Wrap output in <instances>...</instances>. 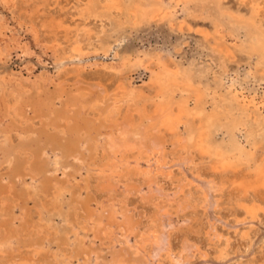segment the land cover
I'll use <instances>...</instances> for the list:
<instances>
[{"label": "rangeland", "instance_id": "rangeland-1", "mask_svg": "<svg viewBox=\"0 0 264 264\" xmlns=\"http://www.w3.org/2000/svg\"><path fill=\"white\" fill-rule=\"evenodd\" d=\"M9 40L19 47L1 48ZM0 41L1 264H142L133 239L151 214L144 199L161 193L134 172L154 163L146 158L153 148H179L167 167L193 182L195 199L188 191L174 198V185L159 183L160 207L171 206L157 210L152 256L161 244L173 254L196 246L203 255L190 264H264V187L241 199L264 167V109L241 101L264 103V0H0ZM157 135L163 144L154 147ZM110 141H139L144 151L119 157L112 181L98 171ZM116 172L132 180L116 183Z\"/></svg>", "mask_w": 264, "mask_h": 264}, {"label": "bare ground", "instance_id": "bare-ground-1", "mask_svg": "<svg viewBox=\"0 0 264 264\" xmlns=\"http://www.w3.org/2000/svg\"><path fill=\"white\" fill-rule=\"evenodd\" d=\"M39 9V8H38ZM5 26V25H4ZM5 28V27H4ZM23 28V27H22ZM100 28V27H99ZM4 30V29H3ZM6 31V30H5ZM55 32V31H54ZM36 33V32H35ZM38 33V32H37ZM6 34V33H5ZM8 34V33H7ZM34 34V33H33ZM32 34V35H33ZM31 35V36H32ZM3 36H4V34H3ZM9 36V35H8ZM13 36V35H12ZM94 36V35H93ZM16 37V36H15ZM7 39V38H6ZM11 39V38H10ZM33 40V39H32ZM6 41V40H5ZM36 41H37V39H36ZM1 42V41H0ZM22 42V41H21ZM35 42V41H34ZM36 43V42H35ZM39 43V42H38ZM53 43V42H52ZM5 45H3L1 48H5L7 51H9V50H11L12 48L14 49V48H17V47H19V41H14V40H9V41H7L6 43H4ZM42 45H43V43H41ZM22 45V44H21ZM27 45V44H26ZM39 45V44H38ZM41 45V46H42ZM40 47V46H39ZM44 48H46L45 46H43ZM42 47V48H43ZM25 49V48H24ZM60 49H62V48H60ZM5 50V51H6ZM19 50V49H18ZM26 50V49H25ZM41 50H43V49H41ZM45 50V49H44ZM2 50H0V52H1ZM46 51V50H45ZM87 51V50H86ZM9 52H11V51H9ZM57 52V51H56ZM62 52H63V49H62ZM80 52V51H79ZM2 53V52H1ZM68 53V52H67ZM76 54V53H75ZM1 55V54H0ZM6 55V54H5ZM4 55V56H5ZM63 55V54H62ZM61 55V56H62ZM3 56V55H2ZM64 56V55H63ZM65 56H67L66 54H65ZM56 57H57V55H56ZM55 57V55H53V58H56ZM5 60V59H4ZM57 61V60H56ZM59 61H60V59H59ZM71 66V65H70ZM152 71V70H151ZM155 73V72H154ZM42 77V76H41ZM39 78V77H38ZM37 78V79H38ZM28 79V78H27ZM37 81V80H36ZM35 81V82H36ZM35 82H33V83H35ZM42 82H43V80H42ZM15 85V84H14ZM21 87V86H20ZM36 87V86H35ZM12 90V89H11ZM13 91H15V90H13ZM20 92V91H19ZM22 93V92H21ZM8 94V93H7ZM10 94V93H9ZM17 94H19V93H17ZM2 95V94H1ZM4 95V94H3ZM3 95L1 96V99H3L2 97H3ZM187 95V94H186ZM6 96V95H5ZM15 96H17V95H15ZM196 96V95H195ZM22 98V97H21ZM20 98V99H21ZM104 98V97H103ZM241 98V97H240ZM25 99H26V97H25ZM5 100V99H4ZM14 100V99H13ZM67 101V100H66ZM239 101V100H238ZM241 101H242V104H244V105H246V106H252V107H254L255 109H257V110H260V109H264V103L262 102V104L259 102V103H256V101L254 100V99H248V100H246L245 99V97L244 98H242L241 99ZM6 102H7V100H6ZM18 102V101H17ZM4 103V102H3ZM10 103V102H9ZM13 103V102H12ZM179 103V102H178ZM54 104V103H53ZM52 104V105H53ZM7 105H9V104H7ZM6 105V106H7ZM22 105V104H21ZM25 105V104H24ZM27 105H29V104H27ZM70 106V105H69ZM19 107V106H18ZM9 108V107H8ZM168 108V107H167ZM10 109V108H9ZM52 109V108H51ZM5 110V112H8L9 110H6V109H4ZM11 110V109H10ZM17 110H19V109H17ZM14 111V110H13ZM12 111V112H13ZM20 111V110H19ZM141 111V110H140ZM167 111V110H166ZM18 112V111H17ZM163 112V111H162ZM168 112V111H167ZM16 113V112H15ZM19 113V112H18ZM119 113H120V110H119ZM122 115V114H121ZM108 116V115H107ZM106 116V117H107ZM122 117V116H121ZM186 117V116H185ZM13 118H16V117H13ZM112 118V117H111ZM144 118V117H143ZM162 118H163V122H162V126L164 127V128H166V129H172L173 127H175V126H173L175 123L174 122H172V121H174V116H173V118H170L169 116H168V113H164V115L162 114ZM19 119V118H18ZM108 119V118H107ZM172 119V120H171ZM15 120V119H14ZM105 120V119H104ZM140 120V119H139ZM159 120V119H158ZM103 121V120H102ZM135 121V120H134ZM24 122H26V120L24 121ZM159 122V121H158ZM157 122V123H158ZM133 123V122H132ZM131 123V124H132ZM135 123V122H134ZM133 123V124H134ZM136 123H137V121H136ZM149 122H147V124H148ZM152 123H154V121L152 122ZM16 123H14V125H15ZM128 124V123H127ZM130 124V125H131ZM133 124L131 125L132 127H133ZM142 124V123H141ZM16 126V125H15ZM121 126H122V124H121ZM134 126H136V124L134 125ZM145 126V125H144ZM143 126V127H144ZM157 126V125H156ZM155 126V127H156ZM14 127V126H13ZM17 127V126H16ZM51 127H54V126H51ZM117 127V126H116ZM119 127V126H118ZM146 127V126H145ZM33 128V127H32ZM130 128V127H129ZM137 128V127H136ZM24 129V128H23ZM34 129V128H33ZM118 129V128H117ZM148 129V128H147ZM13 130H15V129H13ZM54 130H56V129H54ZM53 130V131H54ZM108 130V129H107ZM127 130V129H126ZM12 131V130H11ZM10 131V132H11ZM49 131V130H48ZM47 131V132H48ZM84 131V130H83ZM128 131V130H127ZM142 131H144V130H142ZM9 132V133H10ZM28 132V131H27ZM46 132V130H45V133H47ZM49 132H51V131H49ZM59 132H61V131H59ZM80 132V131H79ZM139 132V131H138ZM148 132V131H147ZM146 132V134H148ZM8 133V134H9ZM23 133V132H22ZM34 133V132H33ZM65 133V132H64ZM100 133H102V132H100ZM104 133V132H103ZM116 133V132H115ZM120 133H122L121 131L119 132V134ZM128 133V132H127ZM127 133H125V134H127ZM48 134V133H47ZM79 134H81V132L79 133ZM125 134H124V136H125ZM135 134H137V133H135ZM139 134V133H138ZM3 135H5L4 133H3ZM46 135V134H45ZM49 135V134H48ZM108 135V134H107ZM150 135V134H149ZM5 136H9V135H5ZM79 136V135H78ZM110 136V135H109ZM113 137H114V135H112ZM121 136V135H120ZM151 136V135H150ZM10 137V136H9ZM27 137V136H26ZM105 136H103V138H104ZM139 137V136H138ZM147 137V136H146ZM145 137V138H146ZM19 138H20V136H19ZM28 138V137H27ZM81 138V137H80ZM102 138V139H103ZM109 138V137H108ZM112 138V137H111ZM117 138V137H116ZM122 138V137H121ZM142 138H143V136H142ZM142 138H141V140H142ZM9 139H11V138H8V140ZM62 139V138H61ZM104 139H106V137L104 138ZM126 139V138H125ZM124 139V140H125ZM8 140H7V142H8ZM99 140H100V138H99ZM113 140H114V138H113ZM123 140V139H122ZM123 140V141H124ZM127 140V139H126ZM125 140V141H126ZM132 140H133V138H132ZM155 140V142H152V145L154 146V147H158V146H160V145H162L163 144V137L162 136H160V135H157L156 136V139H154ZM20 141H22L21 139H20ZM28 141V140H27ZM101 141V140H100ZM118 141V140H117ZM62 142V141H61ZM103 142V141H102ZM106 142H107V140H106ZM128 142V145H129V142L130 141H127ZM95 143V142H94ZM107 143H109V142H107ZM124 143V142H123ZM164 143H165V141H164ZM12 144V143H11ZM110 147L108 148V150H109V153L111 154V157L109 156L108 158H107V156H106V158H104L105 160H104V163L103 164H101L102 166H105L106 167V169L104 168H102V166H101V168L99 167L98 168V171L100 172L101 171V173L103 172V174L104 173H107V174H105V175H109V176H106L107 178L109 177L110 178V180L112 181V180H114V177H113V174H115V171H114V167H115V161L120 157L121 159L123 158V156L124 155H126V153L127 152H130L131 154H135V153H138V154H140L143 150V148L141 147L142 145H141V143H139V141H137V142H133L132 143V145H130V146H128V145H123V146H121V147H118V146H116L115 144L116 143H114V141L113 142H111L110 141ZM7 145V144H6ZM5 145V146H6ZM19 145H21V143L19 144ZM95 145V144H94ZM1 146H3V145H1ZM43 146V145H42ZM84 146V145H83ZM86 146V145H85ZM107 146H109V144L107 145ZM151 146V145H150ZM27 147V146H26ZM30 147H32V146H30ZM80 147V146H79ZM13 148H16V150H17V147H13ZM84 148V147H83ZM95 148V147H94ZM171 148V147H170ZM20 149V148H19ZM22 149V148H21ZM82 149V148H81ZM98 149V148H97ZM96 149V150H97ZM102 149V148H101ZM164 149V148H163ZM179 149V148H178ZM174 150V153L172 154V155H167V154H160V152H159V150H156V149H154L153 148V150L149 153V155L146 157L147 158V162L151 159V160H153V161H151V162H154L153 164L152 163H150V164H152L151 166H146V167H144V168H137L136 170H135V172H134V177H135V179L137 180V181H139V182H148V181H152V183H153V186L155 187V188H157L158 190V192L159 193H161V194H152L150 197H148V198H145L144 199V197L142 198V199H144L146 202H148L150 205H151V208H152V210L150 211V215L148 216V218H147V225H145V227H144V229L142 230V232L141 233H139L136 237H135V239H133V241H134V243H133V248H134V250H135V253L136 254H138V253H141L142 254V257L144 258V257H146V258H144V262L142 263V264H164V261H168V263L169 264H188L189 263V261H190V259H192V258H194L195 257V255H200V256H202L203 254H202V252H200V249L198 248V247H196V246H193V248L191 249V248H182V249H180V251L179 252H175L176 254H173L172 253V248L169 246V245H165L164 247L162 246V244H161V247H159L158 248V252H157V254L155 255V256H152V252H153V250H152V247L153 246H155V245H157V240H158V238L160 237V231L159 230H161L160 228H159V225H160V223L158 224V221H159V219L157 218V210L159 209V211H161L162 210V213H163V211H166L170 206H171V204H170V202H171V200H169L168 201V203H166V205H164L163 207H160L161 205H163V203H162V200H163V197H164V195H163V185H160L159 186V183L161 182V181H163L164 183L165 182H167V183H169L170 185H174V187H175V189H177V191L174 193V198H179V196H183V194L186 192V191H188L187 192V194L188 195H190V197H192V198H194V196H193V194L191 193V191H193L192 190V184L191 183H193V182H191V183H187V184H185L184 182L187 180H184V177L182 176V174L183 173H181V176L180 177H177V176H175L174 174H173V171H171L167 166L169 165V164H171V163H175V159H177V158H179V157H175V155L177 156V153L179 152V150ZM95 150V151H96ZM103 150V149H102ZM105 151V150H104ZM13 152V151H12ZM23 152V151H22ZM144 152V151H143ZM163 152V151H162ZM196 152V151H195ZM104 153V152H103ZM103 153L101 152V154H102V156H103ZM16 154H18V153H16ZM78 154V153H77ZM76 154V155H77ZM109 154V155H110ZM128 154V153H127ZM179 154V153H178ZM19 155V154H18ZM22 155H24V154H22ZM42 155V154H41ZM106 155V154H105ZM47 157V156H46ZM209 157V156H208ZM22 158V157H21ZM26 158V157H25ZM124 158H125V156H124ZM143 158V157H142ZM35 159V158H34ZM73 159V158H72ZM138 159V158H137ZM208 159V158H207ZM253 159V158H252ZM124 160V159H123ZM126 160V159H125ZM129 160H131V159H129ZM78 161V160H77ZM80 161H82V160H80ZM94 161V160H93ZM119 161H120V159H119ZM201 161V160H200ZM13 162V161H12ZM11 162V163H12ZM19 162V161H18ZM26 162H27V160H26ZM56 162V161H55ZM91 162V161H90ZM146 162V163H147ZM191 162V161H190ZM32 163V162H31ZM92 163V162H91ZM145 163V162H144ZM193 163V161L190 163V164H192ZM28 164H29V162H28ZM57 164V163H56ZM119 164V163H118ZM121 164V163H120ZM119 164V165H120ZM124 164V163H123ZM137 164V163H136ZM149 164V163H148ZM147 164V165H148ZM11 165V164H10ZM25 165V164H24ZM29 165H31V164H29ZM81 165V164H80ZM138 165V164H137ZM172 165V164H171ZM194 165H195V163H194ZM212 165V164H211ZM118 166V165H117ZM121 166V165H120ZM175 166V165H174ZM30 167V166H29ZM41 167V166H40ZM53 167V166H52ZM81 167V166H80ZM92 167V166H91ZM97 167V166H96ZM95 167V168H96ZM119 167V166H118ZM133 167H137L136 165L135 166H133ZM141 167V166H140ZM193 167V166H192ZM24 168V167H23ZM58 168V167H57ZM69 168V167H68ZM120 168V167H119ZM123 168V167H122ZM60 169V168H59ZM228 169V168H227ZM263 169H264V167H263ZM263 169H259L258 171H257V176H258V178H256L255 179V181H250L249 183H248V189H246L245 191H244V195H243V197L241 198L242 200H246L247 202L248 201H250V200H248L250 197H249V193H250V191H248V190H250V188L252 189L254 186H262V187H264V170ZM86 170H88V169H86ZM118 170H120L121 171V169H118ZM178 170H179V168H178ZM58 172V171H57ZM97 171H95V173H96ZM99 172H97V173H99ZM109 172V173H108ZM130 172V171H129ZM254 172V171H253ZM256 172V171H255ZM16 173V172H15ZM25 173V172H24ZM116 173H119L118 174V179H117V181H116V183L118 182V183H120L122 180L123 181H128V180H132V178H131V175H126V176H122V175H124V173L126 174V170H125V172L123 173V174H121L120 175V172H116ZM128 173V172H127ZM12 174V173H11ZM19 174V173H18ZM26 174V173H25ZM44 174V173H43ZM55 174V173H54ZM199 174V173H198ZM29 175V174H28ZM52 175V174H51ZM120 175V176H119ZM46 176V175H45ZM98 176V175H97ZM99 176H100V174H99ZM104 176V175H103ZM192 176V175H191ZM14 177V176H13ZM19 177V176H18ZM33 177H35L34 175H33ZM255 177H256V174H255ZM23 178V177H22ZM32 178V177H31ZM52 178H53V176H52ZM42 179V178H41ZM46 179H48V177L46 178ZM49 179H51V177H49ZM83 179V178H82ZM36 180V179H35ZM35 180H34V182H35ZM39 180V179H38ZM45 180V179H44ZM21 181H23L24 182V179L23 180H21ZM53 180H51V182H52ZM41 183V181H38V183ZM86 182H87V180H86ZM96 182H97V180H96ZM101 182V181H100ZM17 183V182H16ZM39 183V184H40ZM75 183V182H74ZM88 183V182H87ZM166 183V184H167ZM34 184V183H33ZM77 184H78V182H77ZM125 184V183H124ZM58 185V184H57ZM165 185V184H164ZM48 186V185H47ZM52 186V185H51ZM118 186V185H117ZM134 187V185H131V187ZM9 187V186H8ZM12 187V186H11ZM33 187V186H32ZM35 187V186H34ZM38 187V186H37ZM119 187V186H118ZM123 187V186H122ZM125 187H126V185H125ZM152 187V186H151ZM195 187H199V186H195ZM194 187V188H195ZM25 188V187H24ZM23 188V189H24ZM43 188V187H42ZM53 188V187H52ZM51 188V189H52ZM148 188V187H147ZM153 188V187H152ZM44 189V188H43ZM55 189H56V187H55ZM59 189V188H58ZM81 189V188H80ZM85 189V188H84ZM90 189V188H89ZM119 189V188H118ZM127 189V188H126ZM134 189V188H133ZM137 189V188H136ZM146 189V188H145ZM149 189V188H148ZM200 188H197L195 191H194V193H198V195H199V193H200V195L198 196L197 195V197H196V199H198V200H201V198L203 199L204 198V196H202L203 195V193H202V191H200L199 190ZM12 190V189H11ZM26 190V189H25ZM32 190V189H31ZM64 190V189H63ZM87 190V189H86ZM150 190L151 191H153L151 188H150ZM45 191V190H44ZM119 191V190H118ZM126 191V190H125ZM134 191V190H133ZM149 192V191H148ZM205 192V191H204ZM0 193H2V192H0ZM65 193V192H64ZM108 193V192H107ZM12 194V193H11ZM63 194V193H62ZM68 194V193H67ZM128 194L129 193H127V192H124L123 193V195L122 196H124L125 198L124 199H126V197L128 196ZM140 194V190H136V195H139ZM4 194H2V195H0V196H3ZM10 195V194H9ZM22 195V194H21ZM38 195V194H37ZM220 195V194H219ZM229 195V194H228ZM5 196V195H4ZM23 196V195H22ZM26 196L28 197V195H27V193H26ZM30 196L32 197V195L30 194ZM51 196H53V195H51ZM139 196H141V195H139ZM138 196V197H139ZM27 197H26V200H27ZM30 197V198H31ZM48 197V196H47ZM54 197V196H53ZM65 197H67V196H65ZM146 197V196H145ZM189 197V196H188ZM1 198V197H0ZM9 198V197H8ZM35 198V197H34ZM56 198H57V196H56ZM128 198V197H127ZM173 198V197H172ZM186 198V197H185ZM207 198V197H206ZM5 199V198H4ZM36 199V198H35ZM59 199V198H58ZM63 199V198H62ZM191 199V198H190ZM195 199V198H194ZM220 199V198H219ZM257 199V198H256ZM1 200H2V198H1ZM38 200V199H37ZM61 200V199H60ZM68 200V199H67ZM183 200V199H182ZM173 201V200H172ZM192 201V200H191ZM194 201V200H193ZM8 202V201H7ZM13 202V201H12ZM87 202V201H86ZM174 202V201H173ZM172 202V203H173ZM183 202V201H182ZM204 202V201H203ZM230 202V201H229ZM9 203V202H8ZM114 203V202H113ZM121 203V202H120ZM127 203V202H126ZM187 203V202H186ZM256 203V202H255ZM258 203V202H257ZM4 204H5V202H4ZM88 204V203H87ZM115 204V203H114ZM118 204V203H117ZM122 204V203H121ZM174 204V203H173ZM176 204V203H175ZM200 204V203H199ZM231 204V203H230ZM234 204V203H233ZM11 205V204H10ZM55 205H57L56 203H55ZM96 205V204H95ZM197 205V204H196ZM12 206V205H11ZM117 206V205H116ZM235 206V205H234ZM18 207V206H17ZM110 207V206H109ZM119 207V206H118ZM189 207V206H188ZM227 207V206H226ZM12 208V207H11ZM106 208V207H105ZM113 208H115V206L113 207ZM150 208V207H149ZM196 208V207H195ZM43 209V208H42ZM109 209V208H108ZM116 209V208H115ZM122 209V208H121ZM263 209V208H262ZM24 210V209H23ZM39 210H40V208H39ZM52 210H54V209H52ZM72 210V209H71ZM107 210V209H106ZM124 211H125V208L123 209ZM242 210V209H241ZM0 211H1V209H0ZM108 211V210H107ZM111 211V210H110ZM117 211H118V209H117ZM121 211V210H120ZM11 212H13L12 210L10 211V213ZM58 212V211H57ZM74 212V211H73ZM78 212V211H77ZM109 212V211H108ZM116 212V211H115ZM43 213V212H42ZM63 213V212H62ZM94 213V212H93ZM117 213V212H116ZM165 213V212H164ZM247 213V212H246ZM95 215H96V213H94ZM109 214V213H108ZM107 214V215H108ZM128 214V213H127ZM167 214V213H166ZM177 214V213H176ZM257 214H259V212H257L256 213V215ZM6 215V214H5ZM39 215V214H38ZM60 215V214H59ZM66 216H67V214H65ZM105 215V214H104ZM146 215V214H145ZM162 215V214H161ZM165 215V214H164ZM264 215V214H263ZM44 216H46V215H44ZM109 216V215H108ZM107 216V217H108ZM116 216V215H115ZM118 216V215H117ZM121 216V215H120ZM163 216V215H162ZM103 217V219H104V216H102ZM122 217V216H121ZM56 218V217H55ZM97 218H98V216H97ZM101 218V217H100ZM237 218V217H236ZM246 218V217H245ZM249 218V217H248ZM5 219V218H4ZM110 219V218H109ZM114 219V218H113ZM117 219V218H116ZM122 219V218H121ZM120 219V220H121ZM166 219V218H165ZM13 220V219H12ZM64 220V219H63ZM71 220H73V219H71ZM70 220V221H71ZM110 220H112V218L110 219ZM118 220V219H117ZM120 220L118 221V222H120ZM125 220H126V218H125ZM145 220V219H144ZM167 220V219H166ZM259 220H260V218H259ZM52 221V220H51ZM75 221V220H74ZM100 221H101V219H100ZM104 221V220H103ZM66 222V221H65ZM83 222V221H82ZM87 222H89V221H87ZM94 222H97V221H94ZM117 222V221H116ZM123 221H121V223H122ZM126 222V221H125ZM38 223V222H37ZM36 223V224H37ZM40 223V222H39ZM84 223H85V221H84ZM91 223V222H90ZM93 223V222H92ZM103 223V222H102ZM207 223V222H206ZM35 224V225H36ZM76 224V223H75ZM146 224V223H145ZM42 225V224H41ZM67 225V224H66ZM69 225H70V227H71V224L69 223ZM72 225H73V223H72ZM87 225V224H86ZM89 225V224H88ZM93 225V224H92ZM101 225V224H100ZM118 225H119V223H118ZM123 225H125L124 227H125V229L127 228V226H126V224H123ZM14 226V225H13ZM45 226V225H44ZM47 226V225H46ZM46 226H45V229H46ZM50 226V225H49ZM104 226H106V225H104ZM114 226V225H113ZM121 226V225H120ZM134 226V225H133ZM208 226V225H207ZM81 227V226H80ZM88 227V226H87ZM86 227V228H87ZM90 227V226H89ZM111 227V226H110ZM138 227H139V225H138ZM79 228V227H78ZM114 228V227H113ZM135 228V227H134ZM141 228V227H140ZM139 228V229H140ZM1 229V228H0ZM21 229V228H20ZM34 229V228H33ZM36 229V228H35ZM41 229V228H40ZM44 229V228H43ZM49 229H52V228H49ZM80 229V228H79ZM112 229V228H111ZM115 229V228H114ZM116 229H119L118 227L116 228ZM27 230V229H26ZM53 230H55V228H53ZM90 230V229H89ZM123 230V227L122 228H120L119 229V231L118 232H121ZM208 230V229H207ZM47 231H48V229H47ZM51 231V230H50ZM57 231V230H56ZM56 231H55V233H56ZM78 231V230H77ZM129 230H127V231H125V232H128ZM131 231V230H130ZM129 231V232H130ZM170 231V230H169ZM205 231H206V229H205ZM211 231V230H210ZM217 231V230H216ZM25 232V231H24ZM32 232V231H31ZM36 232H37V230H36ZM85 232V231H84ZM112 232H114V231H112ZM124 232V233H125ZM132 232V231H131ZM130 232V233H131ZM135 232V231H134ZM133 232V233H134ZM17 233V232H16ZM30 233V232H29ZM33 233H34V231H33ZM49 233V232H48ZM66 233V232H65ZM73 233V232H72ZM130 233H129V235H130ZM132 233V234H133ZM207 234H208V232H206ZM19 234V233H18ZM32 234V233H31ZM40 234V233H39ZM68 234V233H67ZM74 234V233H73ZM121 234V233H120ZM7 235V234H6ZM21 235V234H20ZM36 235V234H35ZM46 235V234H45ZM111 234H110V232H109V230L108 231H106L105 233H104V236H103V234H102V238L103 239H105V240H110L111 239V236H110ZM129 235H127L128 236V239H129V241H130V238H129ZM5 236V235H4ZM42 236V235H41ZM114 236V235H113ZM205 236V235H204ZM216 236V235H215ZM29 237V236H28ZM53 237V236H52ZM76 237V236H75ZM126 237V236H125ZM31 238V237H30ZM30 238H28V239H30ZM34 238V237H33ZM0 239H1V237H0ZM6 239V238H5ZM14 238H12V240H13ZM73 240H76V239H74V238H72ZM102 239V240H103ZM120 239V238H119ZM219 239V238H218ZM218 239H216V240H218ZM248 239V238H247ZM9 240H11V239H9ZM8 240V241H9ZM30 240H32V239H30ZM44 240H46L45 238H44ZM114 240V239H113ZM208 240V239H207ZM221 240V239H220ZM84 241V240H83ZM104 241V240H103ZM163 241V240H162ZM209 241V240H208ZM207 241V242H208ZM210 241H212V240H210ZM215 241V240H214ZM0 242H2V241H0ZM4 242V241H3ZM14 242V241H13ZM80 242H81V240H80ZM115 242V241H114ZM131 242V241H130ZM163 242H165V241H163ZM163 242H161V243H163ZM217 242V241H216ZM220 242V241H219ZM6 243H7V241H6ZM104 243H105V241H104ZM112 243V242H111ZM57 244V243H56ZM78 244H79V241H78ZM114 244V243H113ZM116 244V243H115ZM119 244V243H118ZM127 244H129V243H127ZM131 244V243H130ZM0 245H2L1 243H0ZM9 246H10V244H8ZM69 245V244H68ZM4 246V245H3ZM15 246V245H14ZM109 246V245H108ZM130 246V245H129ZM5 247H6V245H5ZM69 247V246H68ZM102 247V246H101ZM121 247V246H120ZM214 247H216V246H214ZM2 248H4V247H2ZM28 248H30V247H28ZM41 248H43L42 246H41ZM72 248V247H71ZM81 248V247H80ZM82 248H84V247H82ZM109 248H111V247H109ZM217 248V247H216ZM1 249V248H0ZM3 250V249H2ZM31 250H34V249H32L31 248ZM38 250H39V248H37V250H35V252H37L38 253ZM65 250V249H64ZM68 250V249H67ZM122 250V249H121ZM131 250H132V248H131ZM123 251V250H122ZM202 251V250H201ZM204 251V250H203ZM34 252V251H33ZM32 252V253H33ZM34 252V253H35ZM71 251L69 250V253H70ZM34 253H33V255H34ZM40 253V252H39ZM62 253V252H61ZM91 253V251H89V254ZM93 253V252H92ZM92 253L90 254V255H92ZM57 254H58V252H57ZM84 254V253H83ZM82 254V255H83ZM35 255H37L36 253H35ZM204 255H206L205 253H204ZM54 256V258L53 259H55L56 260V258H55V255H53ZM59 256V255H58ZM127 256V255H126ZM216 256V255H215ZM61 257H62V255H61ZM64 257V256H63ZM69 257H71V256H69ZM95 257V256H94ZM2 258V257H1ZM60 258V257H59ZM67 258V257H66ZM58 259V258H57ZM63 259H65V257L63 258ZM63 259H61V260H63ZM91 259V258H90ZM108 259V258H107ZM123 259V258H122ZM67 259H65V261H66ZM70 260H72L71 258H70ZM87 260V259H86ZM68 261H69V258H68ZM91 261V260H90ZM94 261V260H93ZM192 261V260H191ZM27 262V261H26ZM98 262V261H97ZM57 263H59V261L57 262ZM0 264H1V262H0ZM60 264V263H59ZM66 264H68L67 263V261H66ZM82 264H84L83 263V261H82ZM86 264V263H85ZM90 264H91V262H90ZM110 264H127V263H123V262H121V261H118V259H114V261L112 262V263H110ZM190 264V263H189Z\"/></svg>", "mask_w": 264, "mask_h": 264}]
</instances>
